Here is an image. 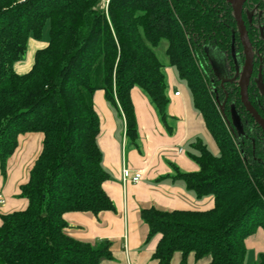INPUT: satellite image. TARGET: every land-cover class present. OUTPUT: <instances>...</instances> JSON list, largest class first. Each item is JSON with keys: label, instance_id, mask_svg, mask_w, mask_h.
I'll use <instances>...</instances> for the list:
<instances>
[{"label": "trees", "instance_id": "16d2710c", "mask_svg": "<svg viewBox=\"0 0 264 264\" xmlns=\"http://www.w3.org/2000/svg\"><path fill=\"white\" fill-rule=\"evenodd\" d=\"M254 2L264 5V0ZM47 26L48 46L36 52L28 73L18 74L15 63L26 54L31 38H43ZM235 33L233 8L226 0H107L106 6L103 0H0L3 174L21 137L43 136L29 179L19 188L26 208L0 216V264H100L113 259L112 241L85 242L69 234L70 214L98 217L117 211L105 188L111 177L103 166L95 98L104 94L137 145L131 92L141 88L166 123L167 67L186 82L219 153L197 141L198 154L190 156L199 171L184 173L176 167L173 178L196 199L213 198L211 208L141 210L149 228L147 243L158 238L153 259L172 264L181 254L183 264L190 256L209 258V264H244L247 239L264 230V152L258 138L239 143L229 130V104L251 117L233 84L227 86L230 97L223 114L209 64L211 48L231 56ZM163 41L168 42V63L155 51ZM217 86L221 90L219 81ZM255 264H264V253Z\"/></svg>", "mask_w": 264, "mask_h": 264}, {"label": "crops", "instance_id": "0c3cea01", "mask_svg": "<svg viewBox=\"0 0 264 264\" xmlns=\"http://www.w3.org/2000/svg\"><path fill=\"white\" fill-rule=\"evenodd\" d=\"M32 67L28 62L19 65L15 71L23 75ZM28 68L29 71L23 73ZM165 74L170 100L166 123L141 88L135 87L131 92L139 130L137 145L126 136L125 120L111 108L104 94L99 92L96 95L95 104L102 120L99 144L103 152V166L111 177L105 188L117 211L98 217L91 214H70L68 221L71 225L69 234L81 241H112L113 259L103 260L100 264H157L153 254L158 238L147 243L149 228L141 219L142 209L156 207L164 211L206 210L213 206V198L198 200L183 182L173 179L176 167L184 173L199 171L198 163L190 156L198 154L194 147L197 141H202L215 154L219 153V149L207 130L203 116L194 107L188 86L179 78L176 69L167 67ZM178 92L179 96L176 95ZM25 143L33 144L28 149H37L29 161L27 172L30 175L42 150L43 136L35 133L21 137L19 147L9 163H13L16 157L24 153L22 147ZM124 169L132 173L142 172V180L138 183H123ZM29 175L23 182H0V192L6 198L5 206L0 209V216L26 208L28 203L18 196L20 186L28 181ZM124 240H127L126 246L123 245ZM256 243L262 246L261 253H264L263 229L247 239V254L253 247L251 245ZM182 261V255L176 254L172 264H183ZM209 263V258L196 260L193 256L186 261V264Z\"/></svg>", "mask_w": 264, "mask_h": 264}, {"label": "flooded vegetation", "instance_id": "af4514ba", "mask_svg": "<svg viewBox=\"0 0 264 264\" xmlns=\"http://www.w3.org/2000/svg\"><path fill=\"white\" fill-rule=\"evenodd\" d=\"M243 20L255 54L254 70L249 84V100L251 105L264 119V5L261 3H255L254 0H247L244 4ZM235 21L237 24V33L234 35L235 44L233 46L231 56L214 48L209 49V64L212 70V86L217 94V102L223 114L226 112V107L230 97V92L227 86H231V84H233L238 85L240 88V80L246 63L245 49L241 41L239 25L236 19ZM236 36H238L243 50H239L240 47L236 46ZM252 38L254 39L256 45H254ZM214 50L223 54L224 60L220 57L218 60L212 53ZM217 81L221 83L222 91L217 86ZM223 94L226 96L224 100L221 99ZM229 106L231 108V116L229 119L228 117L226 118V123L236 140L239 143H243L245 140H252L256 143L255 141L258 138L260 150L264 152V131L256 122L253 115L249 113L243 101L242 106L250 115L251 119L241 107L235 108L234 104H229Z\"/></svg>", "mask_w": 264, "mask_h": 264}, {"label": "rangeland", "instance_id": "374dc122", "mask_svg": "<svg viewBox=\"0 0 264 264\" xmlns=\"http://www.w3.org/2000/svg\"><path fill=\"white\" fill-rule=\"evenodd\" d=\"M106 4H107V0H103V6H106ZM48 43H49V27L47 26L45 29V32H44V36L41 40H35L33 38L30 39L29 44H28V50H27L26 54L21 58L20 61L15 63L14 69L17 70V68H19V65L27 64L28 62H29L30 67H32L34 60H35L36 51L38 49H42V48L46 47L48 45ZM167 47H168V42L163 41L161 43V45L155 50L162 63H168V57L166 55ZM212 53L218 60H219V57L222 60H224L223 54H221L217 50H214ZM29 69L30 68L25 70V72H23V73L28 72ZM182 82L186 84V82H184V81H182ZM31 145H33V144L25 143L22 147L24 149V153L22 155H20V157H16V159H14L13 163H9V161H8L7 170H6V173H4L5 175L3 174L1 167H0V182H3V184H6L7 182H23V181L27 180L28 175H29V172H27L28 166L30 164L29 161H30V159L33 158L34 153L37 151V149H35V151L28 149V147ZM34 146H35V144H34ZM37 146H38V144L36 145V147ZM23 158H24V160H23ZM123 242H121V244L123 243V245L126 246L127 240H124ZM251 246H253V247L250 248V250L246 256L244 264H255L258 260L259 253L262 252V250H261L262 246L258 245L257 243L254 245H251ZM147 247H148V245H147ZM147 247H145V249Z\"/></svg>", "mask_w": 264, "mask_h": 264}, {"label": "water", "instance_id": "95a60500", "mask_svg": "<svg viewBox=\"0 0 264 264\" xmlns=\"http://www.w3.org/2000/svg\"><path fill=\"white\" fill-rule=\"evenodd\" d=\"M226 1L229 2L233 7L235 19L237 20L239 25L241 41L245 49L246 63L240 80L242 101L245 107L247 108V110L249 111V113L253 115L256 122L262 127L264 131V119L251 105L249 100V84L254 70L255 54H254L253 46L251 44V41L247 33L245 22L243 20V9H244V4L246 3L247 0H226Z\"/></svg>", "mask_w": 264, "mask_h": 264}, {"label": "built area", "instance_id": "2783aa9c", "mask_svg": "<svg viewBox=\"0 0 264 264\" xmlns=\"http://www.w3.org/2000/svg\"><path fill=\"white\" fill-rule=\"evenodd\" d=\"M177 96L180 95V93H176ZM143 174L142 172H137V173H132L128 169H124L122 173V180L123 183H128V182H135L138 183L142 180ZM6 204V198L2 192H0V209L3 208Z\"/></svg>", "mask_w": 264, "mask_h": 264}]
</instances>
